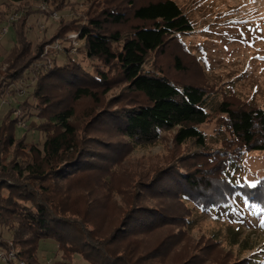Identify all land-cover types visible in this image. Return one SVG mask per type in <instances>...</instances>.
<instances>
[{"label": "rangeland", "instance_id": "obj_1", "mask_svg": "<svg viewBox=\"0 0 264 264\" xmlns=\"http://www.w3.org/2000/svg\"><path fill=\"white\" fill-rule=\"evenodd\" d=\"M99 1L54 0L49 5L39 0H24L20 4L0 0V129L11 130L15 138L12 147H5L2 166L10 162L24 164L29 159V147L40 148L45 139L43 131L51 130L47 118L71 108L70 122L77 130L80 146L97 155L105 153L107 157L109 154L100 143L113 144L115 153L107 158L108 161L89 160L94 163L89 168H79L81 171L72 178L55 182L53 193L58 203L62 206L63 201V206L69 210L61 214L63 219L78 224L96 242L107 244L113 258L121 257L128 264H239L251 255L264 252L262 214L247 208L238 213L223 210L218 223L213 215L199 214L189 203L181 202L182 189L172 186L168 173L173 169L181 173L193 171L190 157L195 149L192 143L176 144L175 130H170L162 132L155 142L132 146L115 132L105 115L138 100L126 91L121 80L113 78L115 81L108 86L107 92V88H95V99L77 101L73 99L75 86L71 83L44 78L36 84L40 67L47 71L54 57L64 53L66 48L77 61L83 59L78 50L84 46V41L78 38L69 21L74 18L84 21L93 16L101 18L104 10L125 9L126 5V0H102L106 5ZM174 1L195 22V30L182 39L192 52H197L198 46L204 50L209 74L206 79L191 70L175 73L170 69L169 57L160 55L156 60L168 66L165 68L167 76L198 85L202 80L206 85L211 81L227 91L231 88L241 99L264 109V0ZM28 7L41 10L49 19L43 22L38 15L20 17L21 11ZM7 19L14 21L11 25L14 30L4 27ZM130 20L126 18V22ZM134 23L130 21L116 28L107 25L105 29H119L125 34L136 25ZM25 29L31 49L36 53L40 46L44 53L34 62L32 72L29 73V69L23 75L10 77L6 61ZM82 65L87 67L88 62ZM218 78L223 80L222 84ZM221 101L222 96L216 92L209 97L206 110L214 112ZM23 110L28 120H23ZM37 111L42 117H35ZM200 130L213 144L216 139L213 127L202 125ZM185 166L187 168L182 169ZM260 177H264V152L245 155L234 169L232 179L236 183L253 185ZM158 214L167 215L173 224L166 223V218H157ZM139 220L147 224L142 229L137 225ZM130 222L131 226L127 227ZM153 223L155 226L151 227ZM231 228L240 233L239 239L244 242L241 249L251 250L239 254V246H230L228 229ZM3 234L2 238L10 241L9 235L4 231ZM36 254L40 264H59L64 258L72 264H87L52 240L40 241Z\"/></svg>", "mask_w": 264, "mask_h": 264}, {"label": "trees", "instance_id": "obj_2", "mask_svg": "<svg viewBox=\"0 0 264 264\" xmlns=\"http://www.w3.org/2000/svg\"><path fill=\"white\" fill-rule=\"evenodd\" d=\"M10 1L20 4L24 0ZM39 1L50 5L54 0ZM98 3L106 5L102 0ZM21 12L20 17L38 15L43 22L49 19L47 14L32 7ZM126 18L136 24L127 33L105 29L107 25L116 28L130 23ZM12 22L7 19L4 27L11 29ZM68 23L84 41V46L78 50L83 59L77 61L66 48L64 53L54 57L47 71L40 67L37 85L44 78L71 83L75 86L73 99L77 101L95 99V88H107V92L112 82L121 80L126 91L138 100L105 115L115 132L130 145L137 146L155 142L162 132L175 130L176 144L192 143L195 149L190 157L192 172L173 169L168 173L172 186L182 189L179 195L182 203H189L199 214L213 215L218 223L223 210L238 213L247 208L264 216V177L253 184L255 187L232 179L234 169L245 155L264 152V109L241 99L231 88L227 91L211 81L206 85L201 79L203 83L198 85L167 76L165 68L168 66L156 60L160 55L169 57L170 69L175 73L191 70L206 79L209 74L204 50L198 46L197 52H192L182 39L195 30V22L174 0H126L125 9H107L101 18L93 16L84 21L74 18ZM24 32L6 61L10 77L23 75L29 69V73L32 72L34 62L44 53L40 46L36 53L31 49L26 29ZM84 61L88 62L87 67L82 65ZM217 80L223 83L222 79ZM216 92L220 93L222 101L210 113L206 107L209 97ZM23 112V120H28L27 113ZM32 115L30 112L29 116ZM36 116L42 117L41 112L37 111ZM72 117L71 108L52 113L47 118L51 130L43 131L45 139L40 148L29 147V159L24 164L10 162L2 166L5 147H12L15 138L11 130L0 129V229L9 235L18 261L25 264H40L37 247L40 241L46 240L78 255L87 264H128L121 257L113 258L107 244L96 242L78 224L66 221L61 215L69 210L63 206V201L62 206L58 203L53 193L55 182L68 180L81 171L79 168H89L94 164L89 160L108 161L107 158L115 153L113 144L100 143L108 152L107 157L105 153L97 155L83 149L77 130L71 125ZM202 125L213 127L216 138L213 144L200 130ZM158 215L157 218H166V223L173 224L167 215ZM145 223L139 220L137 225L141 228L147 225ZM130 226L131 222L127 227ZM154 226L153 223L151 227ZM3 231H0V249H7L8 241L2 238ZM239 234L237 229H228L230 246H239L238 253L242 254L251 248L241 249L244 242ZM59 264L72 263L64 258ZM239 264H264V252L251 255Z\"/></svg>", "mask_w": 264, "mask_h": 264}, {"label": "built area", "instance_id": "obj_3", "mask_svg": "<svg viewBox=\"0 0 264 264\" xmlns=\"http://www.w3.org/2000/svg\"><path fill=\"white\" fill-rule=\"evenodd\" d=\"M0 262L3 264H25L16 258V252L13 250L11 241H8L7 249L0 250Z\"/></svg>", "mask_w": 264, "mask_h": 264}, {"label": "snow or ice", "instance_id": "obj_4", "mask_svg": "<svg viewBox=\"0 0 264 264\" xmlns=\"http://www.w3.org/2000/svg\"><path fill=\"white\" fill-rule=\"evenodd\" d=\"M251 187H255V185H251Z\"/></svg>", "mask_w": 264, "mask_h": 264}]
</instances>
